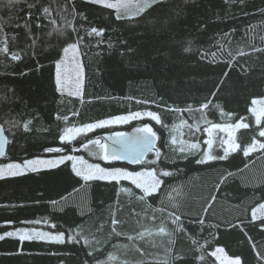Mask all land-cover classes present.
Returning <instances> with one entry per match:
<instances>
[{"label":"trees","instance_id":"16d2710c","mask_svg":"<svg viewBox=\"0 0 264 264\" xmlns=\"http://www.w3.org/2000/svg\"><path fill=\"white\" fill-rule=\"evenodd\" d=\"M34 2L0 0V48L7 37L9 49L0 52V124L9 137L0 166L76 155L104 168L157 167L172 175L162 177V191L145 200L128 180L85 181L69 161L0 179V264H218L212 255L217 248L242 264H264V229L251 216L264 202V149L247 156L242 151L253 137L264 143L258 135L264 119L256 126L250 111L254 99L264 97V0H138L127 8L131 19H117L115 9L88 0H43L54 8L63 3L75 34L84 37L82 97L62 94L56 84L59 49L65 39L71 42L72 28L65 36H47L51 25L43 20V30L35 26L41 13L29 9ZM138 6L143 10L136 14ZM73 10L74 19L68 15ZM29 11L30 31L23 26ZM93 27L103 34L87 35ZM14 52L19 60L11 59ZM149 111L161 122L142 119L70 143L60 140L67 127ZM242 117L249 127L236 133L240 148L228 150L214 130L211 154L224 156L227 149L226 158L197 163L209 151L211 124L232 125ZM181 121L200 130L189 135ZM144 125L158 133L162 163L107 162L93 154L95 145L83 147L100 135ZM172 137L182 144L171 145ZM187 141L199 142V149L180 153ZM146 159L155 160L156 152ZM171 212L180 215L178 224ZM35 227L63 232L64 241L16 234Z\"/></svg>","mask_w":264,"mask_h":264},{"label":"snow or ice","instance_id":"6c2138e0","mask_svg":"<svg viewBox=\"0 0 264 264\" xmlns=\"http://www.w3.org/2000/svg\"><path fill=\"white\" fill-rule=\"evenodd\" d=\"M55 3L56 0H53ZM88 2H91L93 4H98L101 6H104L108 9H115L116 10V18L122 19V18H129L131 19V16L127 15V8L129 7L130 0H115V2H112V0H88ZM148 0H146V3ZM151 3L156 2V0H150ZM35 8L38 13H41V15H38L36 17L35 26L38 29L43 30V27H46V25L42 24L43 20H47V24L51 25V30L46 33L47 36L51 37L54 34L57 36H65L66 29L72 28L73 30V37L71 38V42H69L67 39L64 40L62 43L59 51L63 53V55L67 56L69 52L75 54L78 52L80 43L83 41L84 37L76 35V28L73 26L72 21L67 18V15H64V13L67 11L63 3H59L57 7H53L52 4H48V6L44 5L43 0H35V2L31 5H29V9ZM121 9L124 10L123 13H121ZM143 8H140L138 6V11L136 14H139L140 11H142ZM57 13L59 16V20L57 19V16H54L53 13ZM68 15H71L73 19L75 18V11L68 13ZM31 20V11H29L27 20L25 24L23 25L26 29H29L30 31V25L29 21ZM60 20L63 21V23H60ZM0 31H3V25H0ZM104 29H97L95 27L91 28L90 32L87 33V35L91 36L93 34L100 36L103 34ZM227 35V34H226ZM35 37L32 38V45H35ZM4 44L3 48H0V52L8 53L9 49L7 47V37H5L4 41H2ZM219 43V42H218ZM223 45H221V50L223 49ZM207 55V53L202 54ZM210 55L215 58L216 53H210ZM20 54L19 53H11V59L12 60H19ZM60 63H63V61H60L57 63V78L56 83L57 85H61L60 80ZM210 103V101H209ZM257 103V101H253V104ZM261 103H264V101H261ZM201 109L207 108L208 104H203L200 106ZM191 109H189L190 111ZM250 111L253 113L255 118V125L260 126L261 120L264 118V109H261L259 112L255 108L250 109ZM142 115H146L150 117L153 121L161 122L160 117L158 114L154 112H133L129 115H122V116H116L109 120H100L93 123H87L83 125L82 127H67L64 130V133L60 136V140L63 142H71L74 137L77 134L81 133H87L90 132L96 128L105 127L106 125H109L111 123H127L130 120L139 119L142 117ZM231 115V114H229ZM66 120L67 117H64ZM181 124L185 125L187 128V134L194 135L195 132H198L200 129L195 128L193 125L188 124L187 121H181ZM15 126V125H14ZM27 129V125L24 126ZM249 127V124L244 122V118L242 117L239 121H237L235 124L232 125H223L220 123H214L211 124V128L208 129L209 136H211L212 129H225V128H232L235 130H239L241 128L247 129ZM137 132V136L135 137H128L125 133H116L115 137H113V146L110 148L108 145L101 143L99 139L90 140L87 143L83 144V147L87 148L88 144H92L96 146V150L93 152L94 155H98L101 159L104 161H113V160H130L133 164H157L162 163V156L159 149L155 148V142L158 139L157 133L153 130V128L149 125H144L143 127L137 128L135 130ZM258 135L260 137H264V129L260 130ZM8 143L7 137L5 136V129L0 126V156L4 155L5 153V146ZM171 145H176L178 143L182 144V141H178L175 137H172L170 140ZM209 151L206 153L202 158L198 159L196 162L203 164L208 161H213L217 159H225L228 150L225 149V155L224 156H216L211 154V146H212V139H208L206 141ZM229 146L233 149L240 148V144L234 142V141H228ZM200 144L199 142H190L188 144V148L186 149L184 146L179 147V152L182 154H187L192 149H199ZM264 149V143L260 142L259 140H256L255 137H253V142L251 144H248L245 149H242L244 152V155H249L252 151H255L257 149ZM63 149H60L62 151ZM174 151L176 149H173ZM46 151L52 152L57 151L56 149L48 148ZM156 152V159L155 160H147L146 156L149 152ZM185 158H187V155H185ZM64 160H71V161H80L82 165H85L86 171L77 169L76 164L73 163L72 167L75 171V174L77 176H83L84 180H90V179H103V180H110V181H119L121 179L124 180H130L131 184L134 185L137 189L140 190V199L145 200L146 197H152L156 194H159L162 191V186L164 184V181L162 177H167L172 175V173L168 170H165L163 168H157V167H145L142 171H128L123 168H104L101 167L99 164H88L83 157L79 156H62L60 157V161L63 162ZM52 161H45V160H25L23 164L20 163H8L4 167H0V178H4L5 175L8 176H16L21 175L24 173L25 169H32L35 170L36 165L38 164H51ZM228 175H231L230 173ZM222 178L221 183L223 182ZM219 185H217L218 190ZM124 191H130V189H125ZM216 197L212 196L211 200L215 201ZM211 205H209L210 207ZM205 211H207V208H205ZM259 213H264V202L259 203L256 207H254L251 210V216L252 220L255 221L257 219L260 220V226L262 229H264V215L258 216ZM169 216L171 218V222L173 224H178L181 220L180 215H177L176 212L169 213ZM155 218V217H153ZM200 223H203V220L198 221ZM119 221L113 219L112 224L117 225ZM21 235L19 236V239L21 240H31L33 237L29 235L25 230H20ZM159 231L161 233L165 232L164 227H160ZM5 235L12 236L14 233H6ZM40 237H43L44 233H38L37 234ZM4 236L0 235V239H3ZM64 233L61 232L55 237H53L54 240L63 242ZM129 239H132V237H129ZM250 239V238H249ZM85 243L87 244V240H85ZM253 248H255V244L252 245ZM223 249L217 248L216 252H222ZM216 252H213L212 255H215ZM259 255V253H257ZM89 255H92L90 252ZM109 259H112V257H109ZM174 259H182L181 257H175ZM217 259L221 260V264H225V260L221 259L220 257H217ZM97 264H100V262H97ZM226 264H242V261L239 257H227Z\"/></svg>","mask_w":264,"mask_h":264},{"label":"rangeland","instance_id":"374dc122","mask_svg":"<svg viewBox=\"0 0 264 264\" xmlns=\"http://www.w3.org/2000/svg\"><path fill=\"white\" fill-rule=\"evenodd\" d=\"M137 1L138 0H130V3H135ZM112 2H115V0H112ZM60 61H63V63H60V68H59L61 85H57L58 91L60 93H62V94L75 96V97H82L85 77H84V66H83V63H82V58H81L80 51L78 50V52L75 54V56L73 55V53L69 52L67 56L63 55ZM59 62H57V63H59ZM56 78H57V64H56ZM254 100L257 101V103L252 104L251 109L255 108L257 110V112H259L261 109H264V103H261V101H264V97L257 98V99H254ZM141 113L143 114V113H146V112H141ZM251 114L253 115L252 112H251ZM142 119H151V118L146 116V115H142L141 118L130 120L127 123H111L109 125H106L105 127L96 128V129H94L92 131H95L97 129H102V128L120 127V126L128 125V124H130L132 122L139 121V120H142ZM263 119L264 118H262V120H261V124H262ZM214 130H216V132H215L216 136H218L219 139L221 140V142L226 145L228 150H235V149H233V148H231L229 146L228 141L236 142V133H237L238 130H235V129H232V128H225L223 130H221V129H212L211 136H209V133H208V136H209L208 138L212 139L213 143H214V140H213L214 136H212V134H213ZM92 131H90V132H92ZM90 132L77 134L71 142L76 140L78 137L86 135V134H88ZM181 134L183 135L182 131H181ZM182 135H180V137H181L180 139H183ZM187 143L189 144L190 142L187 141ZM206 149H207V147H206ZM71 156H76V155H71ZM79 157H81V156H79ZM36 159H38V160L52 159L51 161L53 163H51V164H38V165H36L35 170H37L39 168L43 169V168H47V167H56L57 165H60V164H63L64 162H66V161H69L71 163V165H73V163H75L77 169H81V170L86 171L85 165H82L80 163V161H78V160L77 161L64 160L63 162H58V161H60V157H58V158H36ZM83 159L88 164H96V163H92V162L88 161L84 157H83ZM20 164H23V163H20ZM5 165L6 164L1 165L0 167H4ZM100 166L103 167L102 165H100ZM35 170L25 169L23 174L29 173V172H32V171H35ZM128 171H130V170H128ZM140 171H142V170H140ZM16 176H19V175H16ZM7 177H13V176L5 175L4 178H7ZM81 177L83 178V176H81ZM0 179H3V178H0ZM90 180L110 181V180H103V179H90ZM90 180H85V181H90ZM121 180H124V179H121ZM121 180H119V181H121ZM128 181H130V180H128ZM260 215H264V213H259L258 212V216H260ZM26 232L29 235H31L32 237H35V238H38V239H41V240H48V241L58 242V241L53 239V237H55L58 234H53V233L45 231V230H43V229H41L39 227L38 228L35 227L33 229L31 228L29 230H26ZM38 233H44L46 235H44L43 237H40V236L37 235ZM16 234L18 236H20L22 233H21V231H18ZM63 241H64V238H63ZM214 252H216V250ZM213 256L218 261V264H221V260L217 259V257H220L221 259L225 260V264H226L227 257H230V256H228L225 253L224 250L222 252H216V254L213 255Z\"/></svg>","mask_w":264,"mask_h":264},{"label":"water","instance_id":"95a60500","mask_svg":"<svg viewBox=\"0 0 264 264\" xmlns=\"http://www.w3.org/2000/svg\"><path fill=\"white\" fill-rule=\"evenodd\" d=\"M0 126L3 127V125H1V124H0ZM136 129L137 128H134L131 131H126V132H121V133H125L128 137H135V136H137V132L135 131ZM115 134L116 133H110V134L100 135L96 139H99L103 144H106V145H108L111 148L113 146V139L112 138L115 137ZM5 136L7 137L8 143L5 146V153H4V155L0 156V161L4 160L6 158L7 151H8L9 137H8L6 131H5ZM157 136H158V133H157ZM158 141H159V136H158V139L155 142V148L156 149H157ZM153 152H155V151H153ZM153 152H149L147 154L146 158L149 156V154H151ZM107 162H118V163H123V164L130 165V166H137V165H139V164H133V163H131L130 160H113V161H107Z\"/></svg>","mask_w":264,"mask_h":264},{"label":"crops","instance_id":"0c3cea01","mask_svg":"<svg viewBox=\"0 0 264 264\" xmlns=\"http://www.w3.org/2000/svg\"><path fill=\"white\" fill-rule=\"evenodd\" d=\"M45 161H51L52 159H44ZM66 162H68V161H66ZM66 162H64V163H66ZM63 163V164H64ZM63 164H60V165H57L56 167H58V166H61V165H63ZM56 167H47V168H43V169H37V170H35V171H32V172H36V171H42V170H47V169H52V168H56ZM81 177V176H80ZM119 182V181H118Z\"/></svg>","mask_w":264,"mask_h":264}]
</instances>
